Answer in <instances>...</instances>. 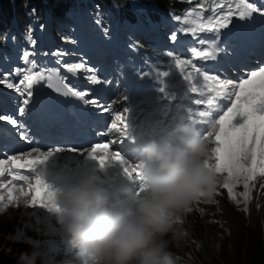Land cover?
<instances>
[{"label": "rangeland", "instance_id": "1", "mask_svg": "<svg viewBox=\"0 0 264 264\" xmlns=\"http://www.w3.org/2000/svg\"><path fill=\"white\" fill-rule=\"evenodd\" d=\"M126 1L127 0H107L101 6L95 4V0H78L73 4L71 3L72 7L69 8V12L65 15L61 14V17L64 19L61 17L57 18V23L52 19L55 14L51 13L49 24L53 27V30L52 28L48 29L45 34L47 41H42L43 50L40 51L38 55L41 58L44 55L50 58H57L54 62L57 64V60L65 61L90 51L97 50L100 52L107 51L112 53L114 55L113 57L117 60V65L114 64L111 67V75L103 79V77H100V73L91 74V76H95L98 85L103 88L94 94L97 99L104 94V90L106 89H111L112 92L113 90L119 91L124 80L120 74V70H127L130 65H134L139 61L135 68L129 70L134 71V80L136 83H139L138 93L142 94L148 84H152L155 87V91H157V86L163 85L164 94L162 100L157 104V110H159L157 111V115L170 125L178 120L181 113L192 103L196 102L202 94V92L199 91L200 81H204L203 76L210 73L215 57L216 59H220L235 47L234 45L225 43L223 39L228 33L234 35L235 29H237L234 20L235 16L238 15V10L235 5L239 3V0H229V4L233 6L230 10L233 12L234 9L236 12H233L228 27L219 30V35L215 32L191 31V29L199 25L201 19H204L206 23V16L201 13L199 17L195 15L188 17L187 11L185 14L178 16L180 19H177L176 22L171 14L157 7L156 2L151 0ZM244 2H250L258 8L252 0H244ZM201 4L204 6L203 10L199 7ZM28 6L31 7L32 5L29 4ZM210 7L211 4L205 2L192 6L193 9L200 12H208ZM129 8L132 9L128 11ZM123 9L127 10V12ZM70 10L74 14H71ZM216 13L220 15L224 14L221 13L220 10L216 11ZM257 14L258 12L244 20L237 19L241 24V32L237 34L240 40H243L244 31L248 28V23L254 22ZM186 20L188 21L187 23L185 22ZM65 21L67 24L64 23ZM185 23L188 33L185 31ZM56 25H58V27ZM10 28L13 33L16 31L14 24H11ZM254 31L258 38L262 40V35L257 32L256 29ZM14 35L18 37L17 34L14 33ZM173 35L176 36V40L172 39ZM181 36L190 37V43L187 46H184L186 41H182L180 39ZM31 38V49L36 50V45L39 43L40 38L35 29L32 31ZM175 42H179L184 48L176 50L171 47L170 45ZM55 43L57 47L54 48V46H52V50H48V47ZM201 52L210 53V55L207 57L198 55V53ZM8 53L6 48H3L2 51L0 50V56L8 55ZM11 59L13 60L14 57ZM33 60H35V57H33ZM177 60L181 61L179 67L176 65ZM11 64L4 66V70L8 71L11 69ZM118 64H120V69ZM69 65H71V63L66 67ZM75 65L76 64L71 65L70 67H74ZM54 67L55 70H50L45 75L44 83L43 80L37 81L40 91L33 97H29L30 100H61L65 94H68V89L72 94L79 92L81 93L79 96H82L80 88V83H82L81 78L90 75L87 73L81 75L79 71L82 70V67L74 72H70L69 77L66 78V82L74 78L76 81H74L73 85L67 83V88L58 77L56 72L57 66L54 65ZM165 73H167V75H165ZM20 85H22V83ZM193 88H195L196 91H192ZM22 91H24L23 87L20 92ZM31 92H33L32 88ZM1 93L2 92H0V96ZM25 97L26 96H23L22 99ZM54 105L59 107L60 102L55 100ZM143 124L146 125V123ZM44 156L52 160H58L61 155L55 152H47ZM245 164L246 166H251V160L246 161ZM46 171L47 168L42 170V176L46 174ZM29 172L32 175L34 171L33 169H29ZM218 174L224 178V182L219 186L215 196V202L196 204L193 206L191 217H188L189 221H186L187 226L185 229L187 231L190 229L192 232L193 228L190 224L192 221L196 223L198 232L194 233L191 238L188 239V243L185 244L183 248L180 246L177 247L181 257L186 262L190 261L192 264H207L197 257L198 250L201 247L210 249L216 254L223 252L230 258H234L235 254L233 249L223 246V240H225L231 227L235 229L237 225L240 227L249 225V220L247 221L245 214H249L251 209V207L247 208L250 197L251 195L258 196L264 190V187H261V183L255 186L253 180L250 181L249 183L252 187L249 189V199L247 202H244L241 196V193L244 191L243 178L241 177L238 181H228L230 184H234L233 191L236 195V199L233 200L229 197L227 189L223 187L225 181L228 180V173L221 170ZM221 189L225 192L227 201L236 208V210L235 213L230 212V210L233 209L225 206V208L221 209L218 218H215L214 210L219 204ZM255 205L264 212L263 199L257 200ZM194 218L197 222L194 221ZM11 229L18 233L23 232L15 224L11 225ZM52 236L57 241L62 240L58 232H52ZM12 263L17 264L15 262Z\"/></svg>", "mask_w": 264, "mask_h": 264}, {"label": "clouds", "instance_id": "2", "mask_svg": "<svg viewBox=\"0 0 264 264\" xmlns=\"http://www.w3.org/2000/svg\"><path fill=\"white\" fill-rule=\"evenodd\" d=\"M213 131L210 125L205 136L181 119L139 145V179L109 185L101 174L80 173L51 192V214L83 264H181L185 215L197 202H215L224 182L211 162ZM39 258L23 252L17 264Z\"/></svg>", "mask_w": 264, "mask_h": 264}, {"label": "snow or ice", "instance_id": "3", "mask_svg": "<svg viewBox=\"0 0 264 264\" xmlns=\"http://www.w3.org/2000/svg\"><path fill=\"white\" fill-rule=\"evenodd\" d=\"M190 2V0H189ZM203 10L204 6L201 4L199 6ZM217 7L231 9L233 6L231 4H217ZM238 10V15L241 20L250 18L254 13L261 11L250 2H244V0H239V3L235 5ZM213 15L206 18V23L204 19L200 20L197 27L191 29V31H207L215 32L219 35V30L227 28L231 22L230 18L233 15L231 10L225 12L223 15L215 12L213 9ZM200 16L199 12L194 10L188 11L187 16ZM177 19H180L177 17ZM188 22L187 20L185 21ZM215 38V37H213ZM173 40H176V36H172ZM28 55L25 54V61L28 60ZM198 55H203L205 57L209 56L210 53H198ZM181 61L177 60L176 65L179 67ZM82 67L81 64H76L74 67H69L68 71L74 72ZM244 71L247 73L250 71L245 68ZM167 75V73H165ZM237 75H240V70L237 69ZM219 77V78H218ZM259 78V79H257ZM45 73L40 71L36 75H26L24 80H26L27 87L32 88L36 81L44 80ZM92 82H98L93 76ZM230 78L226 75H222L217 71L213 75H204L203 80L206 83V87L210 93H213L206 101V110L200 111L198 116L202 119L196 120L199 124L213 123L215 131V148L212 150V155L214 156L216 163L213 165L217 172L221 170L228 173V180L225 181L223 187L228 191L229 197L233 200L236 199V195L233 191L234 184H230L228 181H238L241 177L243 178V188L244 191L241 193L244 202L249 199V189L252 185L249 183L252 181L259 170V174L264 176V67H260L259 71L251 70V75L247 78L241 77L239 82L234 85H230L227 81ZM24 81H21L23 83ZM0 83H4L8 88H14L12 82L0 77ZM160 91L163 92L164 88L161 87ZM192 91H196L195 88ZM75 95L79 96L81 93L76 92ZM33 96V92L29 91L27 96L23 99L22 104L25 107L20 108V112L23 114L26 111V106L34 101L30 100L29 97ZM235 97L232 101L231 107L227 108V111L223 112V115L219 116V119H215L217 113L216 100L219 97H224L226 99H231ZM197 104L201 103L200 100L196 101ZM0 119H5L9 124L14 126H22L21 122L15 120L11 117H0ZM118 119H121L118 117ZM234 120L238 121L234 123ZM242 121V122H240ZM127 118L123 119V127L117 128L116 124L112 125V129L117 131L123 140L126 138L127 133ZM24 140L31 139L30 135L25 131L21 133ZM103 152L105 155L97 156V152ZM88 157L94 159L98 164L103 167L106 162H118L123 173L130 179H139V166L133 165L125 161L119 151L109 152V145L104 144L99 147H93L91 151L86 153ZM251 160V166H246L245 162ZM41 162V158L38 156L36 159L26 160L24 163H17L15 160L12 161L13 166L19 168H29L34 169L37 164ZM5 161L0 159V174H2ZM208 166V165H206ZM135 173V176H133ZM17 180H28L26 176H14ZM264 187V185H261ZM30 190L35 191V195L32 197V203L35 204L37 199L43 194L44 198L48 202H42L41 207L47 208L51 213L53 212L54 205L52 204V193L48 190L47 186L37 178L35 185H30ZM141 190L143 188L141 187ZM9 198L11 199V192L9 193Z\"/></svg>", "mask_w": 264, "mask_h": 264}, {"label": "trees", "instance_id": "4", "mask_svg": "<svg viewBox=\"0 0 264 264\" xmlns=\"http://www.w3.org/2000/svg\"><path fill=\"white\" fill-rule=\"evenodd\" d=\"M75 1L78 0H0V46L4 42L5 36L11 31L8 26L15 24L21 32V37L18 40L11 39V48L18 49L21 43L25 45L26 52L29 54L28 60L25 61L23 58L20 65L26 71H29L33 65L32 63H34L31 59L34 52L30 50L29 42L32 30H37L42 40L47 41L45 34L50 28L49 20L51 15L53 13L55 14L53 17H61V14L65 15L69 12L71 3L73 4ZM105 1L107 0H95V4L102 6ZM151 1L156 2L157 7L166 12L180 10L185 4V0ZM29 4L32 6H28ZM230 212L235 213L233 210H230ZM245 216L247 221L249 220V225L245 227L237 225L235 229L231 227L225 240H223V246L233 249L234 258H230L223 252L216 254L210 249L201 247L198 250V259L203 260L207 264H264V212L256 205H252L249 214H245ZM194 221L197 222L195 218ZM190 224L193 228L190 234L193 235L198 232V229L196 228V223L191 221ZM5 230H7L6 227H0V232ZM0 264L13 263L10 257L0 255Z\"/></svg>", "mask_w": 264, "mask_h": 264}, {"label": "bare ground", "instance_id": "5", "mask_svg": "<svg viewBox=\"0 0 264 264\" xmlns=\"http://www.w3.org/2000/svg\"><path fill=\"white\" fill-rule=\"evenodd\" d=\"M126 2H129L128 0L126 1ZM83 6V5H82ZM125 6V5H124ZM127 9V8H126ZM130 9H132V8H129L128 9V11L130 10ZM124 11H126L127 12V10H125V9H123ZM25 12V11H24ZM121 12V11H120ZM29 14H30V12H29ZM119 14V13H118ZM121 17H122V15H121ZM24 18V17H23ZM10 26V25H9ZM9 26H8V28H9ZM115 26V25H114ZM49 29V28H48ZM156 32H158V31H156ZM168 32V31H167ZM123 38V37H122ZM141 40V39H140ZM125 42V41H124ZM127 53V52H126ZM31 64V63H30ZM33 64V63H32Z\"/></svg>", "mask_w": 264, "mask_h": 264}]
</instances>
